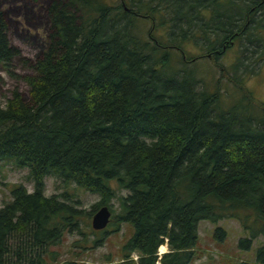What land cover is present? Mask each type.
Wrapping results in <instances>:
<instances>
[{
	"label": "trees",
	"instance_id": "trees-1",
	"mask_svg": "<svg viewBox=\"0 0 264 264\" xmlns=\"http://www.w3.org/2000/svg\"><path fill=\"white\" fill-rule=\"evenodd\" d=\"M108 1L50 0L32 64L0 9V70L14 77L18 60L34 72L27 101L16 89L0 102V163L27 169L32 184L13 186L0 208V264H46L64 233L80 232L79 200L47 197L48 177L98 196L90 214L117 200L111 225L133 228L120 264H190L200 221H238L248 233L238 246L249 250L264 237V105L243 81L264 60V0ZM201 59L219 70L213 92ZM222 78L242 94L227 106Z\"/></svg>",
	"mask_w": 264,
	"mask_h": 264
},
{
	"label": "rangeland",
	"instance_id": "rangeland-1",
	"mask_svg": "<svg viewBox=\"0 0 264 264\" xmlns=\"http://www.w3.org/2000/svg\"><path fill=\"white\" fill-rule=\"evenodd\" d=\"M120 1L109 0L108 2L116 6ZM49 2L50 0H0V9L8 18L10 43L20 51L21 59L31 61L30 63L28 61L29 64L34 63L41 56L45 46L47 31L45 10ZM151 27L152 23L148 20L145 21L142 30L148 33ZM157 33L155 36H158ZM188 50L195 57L202 55L192 46L188 47ZM234 51H229L218 63L228 67L236 55ZM246 62L249 63V61ZM196 64L197 73L205 83L204 87L210 92L216 90V81L220 78L218 68L213 67L212 61L206 59L198 60ZM254 69L256 73L243 81V86L251 92L257 103L264 105V60L257 63ZM13 71L15 76L11 77L0 70V102L2 104L16 89L22 94L24 101L28 100V88L24 78L32 76L34 72L18 60L13 63ZM221 81L222 104L227 106L234 102V99L237 101L242 94L226 79L222 78ZM44 184L47 197L67 191L79 200L80 204L77 207L84 210L79 220L80 232L64 233L61 242L49 248L45 257L46 264H120L123 258V247L132 237L133 228L129 223L121 224L117 229L111 225L113 217L119 212L117 200L110 203V208L113 210L110 225L103 231L95 232L91 227L94 214H90V211L91 206L99 201L98 196L76 189L74 186L66 187L51 177L46 178ZM16 185H22L31 192L32 184L28 180V170L18 169L9 162L0 163V208L11 200L10 190ZM119 194L125 196L126 192L121 191ZM218 228L225 232L224 236L216 232ZM197 229L195 259L190 264H239L240 262L255 264L256 251L264 246V237H259L253 241L249 250L239 248L240 239L247 238L248 233L234 219H223L216 224L200 221ZM98 240L99 246L94 247V242ZM159 249L158 255H162ZM165 252H167L166 247Z\"/></svg>",
	"mask_w": 264,
	"mask_h": 264
},
{
	"label": "water",
	"instance_id": "water-1",
	"mask_svg": "<svg viewBox=\"0 0 264 264\" xmlns=\"http://www.w3.org/2000/svg\"><path fill=\"white\" fill-rule=\"evenodd\" d=\"M111 212L108 207L102 206L93 215L91 221V227L93 231L100 232L107 228L110 223Z\"/></svg>",
	"mask_w": 264,
	"mask_h": 264
},
{
	"label": "bare ground",
	"instance_id": "bare-ground-1",
	"mask_svg": "<svg viewBox=\"0 0 264 264\" xmlns=\"http://www.w3.org/2000/svg\"><path fill=\"white\" fill-rule=\"evenodd\" d=\"M159 251H160L161 253H164V252H165V246L160 247Z\"/></svg>",
	"mask_w": 264,
	"mask_h": 264
},
{
	"label": "flooded vegetation",
	"instance_id": "flooded-vegetation-1",
	"mask_svg": "<svg viewBox=\"0 0 264 264\" xmlns=\"http://www.w3.org/2000/svg\"><path fill=\"white\" fill-rule=\"evenodd\" d=\"M126 11H130L128 8H125ZM130 13H133V12H130Z\"/></svg>",
	"mask_w": 264,
	"mask_h": 264
},
{
	"label": "built area",
	"instance_id": "built-area-1",
	"mask_svg": "<svg viewBox=\"0 0 264 264\" xmlns=\"http://www.w3.org/2000/svg\"><path fill=\"white\" fill-rule=\"evenodd\" d=\"M137 259V257H134V260H136Z\"/></svg>",
	"mask_w": 264,
	"mask_h": 264
}]
</instances>
